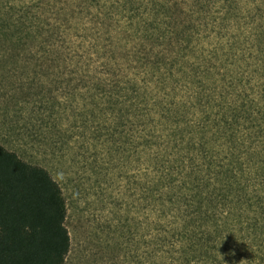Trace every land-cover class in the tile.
<instances>
[{
    "label": "rangeland",
    "instance_id": "obj_1",
    "mask_svg": "<svg viewBox=\"0 0 264 264\" xmlns=\"http://www.w3.org/2000/svg\"><path fill=\"white\" fill-rule=\"evenodd\" d=\"M201 2L0 0V144L62 188L64 264H181L184 250L264 246L251 229L264 224L254 200L246 222L223 227L228 160L207 153L193 124L201 102L230 103L250 87L264 95V0ZM162 6L182 10L174 18L193 33L154 47L142 26L176 28ZM146 60L156 68L146 72ZM218 227L223 237L208 238ZM239 227L248 238L224 237Z\"/></svg>",
    "mask_w": 264,
    "mask_h": 264
},
{
    "label": "trees",
    "instance_id": "obj_2",
    "mask_svg": "<svg viewBox=\"0 0 264 264\" xmlns=\"http://www.w3.org/2000/svg\"><path fill=\"white\" fill-rule=\"evenodd\" d=\"M132 1L124 0V4L131 5ZM190 1L197 7L202 4L200 0ZM118 7L112 6L115 12L119 10ZM162 8L166 9L162 13L176 21V28L175 31L165 33L160 30L158 19L151 21L153 24L151 28L142 26L146 39L152 40L151 36L149 38L147 35H154V44L156 43L154 47L164 43L173 45V36L184 39L190 34V30L193 33V27L181 19L174 18L176 15H181L182 10L180 13H174L170 11V7L162 6ZM105 13L102 12L101 15ZM101 23L104 24V21ZM142 23L136 29H139ZM110 27L111 25L108 24V28ZM202 27V22L196 24L195 34ZM149 29L153 32L151 33ZM149 32L151 34H148ZM115 40L117 42L113 44L122 45L119 38ZM183 41L176 43L180 45ZM185 41L191 42V39ZM149 51L155 52L157 58H160V51H155L154 48ZM117 53H121L118 46L110 55L115 56ZM144 65L146 72L156 68L149 60H146ZM248 89L249 91L241 92L243 94H236L238 99L230 103H226L223 97L207 102L199 100L201 103L198 106L201 109L194 110V115L199 113L200 115L193 124L199 127L198 133L204 139L207 153H211L213 157L217 154H225L228 160L226 171L230 172L231 176L230 189L225 192L227 195L225 201L233 214L226 217L223 223L225 229L235 225L234 221L246 222L244 218L247 219L248 212L254 209L255 202L259 204V214L264 215V95L256 93V88ZM177 111L178 108L174 110L175 113ZM228 155L231 157L229 158ZM237 174H241L244 178L246 182L244 186L233 182ZM65 218L66 203L63 191L50 172L39 164L22 159L16 152L0 144V264H64L70 249V236ZM256 225L254 223L251 228L255 230V235L259 232L263 235L264 224L262 231ZM244 228L237 229L239 236H235L230 231L228 236L224 237L248 238L243 235ZM221 231L219 227L215 228L209 232L208 238L223 237ZM254 241L239 244L242 246L235 244L237 246L234 248H226L227 254L224 255L225 252H222L224 256L221 254L210 256L207 246L202 250L206 256L193 257L190 251L184 250L180 256V263L198 264L193 262V259L199 257L198 261L201 264H264V246L258 247L259 249L255 251L254 247L257 244ZM198 249L201 251V248ZM239 249L242 251L239 252Z\"/></svg>",
    "mask_w": 264,
    "mask_h": 264
}]
</instances>
